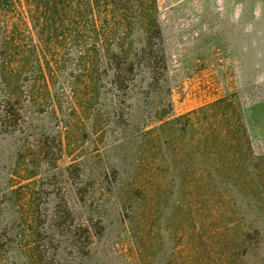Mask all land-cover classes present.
<instances>
[{
    "label": "trees",
    "instance_id": "obj_1",
    "mask_svg": "<svg viewBox=\"0 0 264 264\" xmlns=\"http://www.w3.org/2000/svg\"><path fill=\"white\" fill-rule=\"evenodd\" d=\"M159 10L158 0H0V131L29 117L41 145L20 160L56 168L78 121L83 144L70 152L78 155L67 176L80 200L100 202L80 224L64 198L42 213L35 196L10 192L0 247L24 244V264H88L83 241L105 236L111 197L137 264H264V143L228 98L168 117ZM44 112L62 120V132L39 119ZM68 249L80 258L67 260Z\"/></svg>",
    "mask_w": 264,
    "mask_h": 264
},
{
    "label": "rangeland",
    "instance_id": "obj_2",
    "mask_svg": "<svg viewBox=\"0 0 264 264\" xmlns=\"http://www.w3.org/2000/svg\"><path fill=\"white\" fill-rule=\"evenodd\" d=\"M158 3L173 86V106L168 117L177 118L228 98L245 107V121L252 140L264 143V0H158ZM50 108L48 104L47 109ZM131 108L132 105H128V114L132 112ZM152 112H148V118ZM48 114L44 112L38 117L50 128L61 125L59 131L62 132L65 127L62 120L58 123ZM29 121V117L24 119L22 114L15 116L8 121L7 128L0 131V238L8 194L13 190H18L20 195L17 196H23L24 201L35 196L33 208L42 213L55 209L58 198H64L68 208L77 213L76 223L80 224L86 221L85 212H95L96 206H100L97 199L92 207L80 200L75 195L74 182L67 176L68 166L78 155V152L72 153L74 155L70 152L74 146L83 144L84 134L76 126L78 121L64 133L65 142L73 145L67 148L69 154H65L56 168L42 162L36 169L37 177L33 178L30 174L36 170L20 160L29 153V148L33 153L41 145L40 133L27 126ZM91 150L89 148L87 154ZM109 199L107 209L113 219L101 240L95 237L93 244L89 240L83 241L90 252L85 261L88 264H137L126 235L120 234V224L114 218L118 204L112 203V197ZM28 208L26 205L25 209ZM65 239H62L61 247H67L69 242ZM26 248L18 241L6 243L3 249L0 247V264H24L25 253L29 252ZM40 248L46 250L49 247L41 244ZM66 251V255L60 251L57 258L62 255L67 260L80 258L71 250ZM258 260L263 262L262 253Z\"/></svg>",
    "mask_w": 264,
    "mask_h": 264
}]
</instances>
